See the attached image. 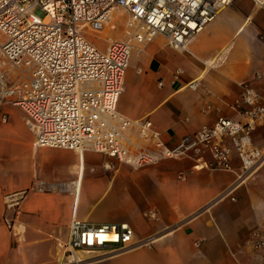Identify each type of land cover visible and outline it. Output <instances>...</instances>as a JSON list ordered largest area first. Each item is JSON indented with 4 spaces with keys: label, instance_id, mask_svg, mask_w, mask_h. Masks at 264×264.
Here are the masks:
<instances>
[{
    "label": "crops",
    "instance_id": "obj_1",
    "mask_svg": "<svg viewBox=\"0 0 264 264\" xmlns=\"http://www.w3.org/2000/svg\"><path fill=\"white\" fill-rule=\"evenodd\" d=\"M244 83L264 99V11L251 0H235L185 51L156 37L134 56L116 108L130 121L148 119L173 148L220 117L236 119L230 106ZM6 112L9 121L0 126V264H264V251L250 246L252 232L264 227V165L232 194L234 201L219 200L236 178L235 159L233 173L207 169V153L134 170L91 151L35 147L21 111ZM253 143L264 150V126ZM6 214L12 230L3 222ZM73 219L127 225L135 242L154 237V243L107 259L63 256L57 246L62 237L67 241Z\"/></svg>",
    "mask_w": 264,
    "mask_h": 264
},
{
    "label": "built area",
    "instance_id": "obj_2",
    "mask_svg": "<svg viewBox=\"0 0 264 264\" xmlns=\"http://www.w3.org/2000/svg\"><path fill=\"white\" fill-rule=\"evenodd\" d=\"M234 1L0 0V126L9 121L6 108H16L35 147L91 151L134 170L165 159L199 160L207 153V169L233 173L235 159L236 178L219 197L234 201L232 194L264 165V150L253 143L257 128L264 126V99L251 85H241L230 106L236 119L220 117L173 148L159 139L148 119L130 121L116 108L134 56L156 37L185 51ZM251 1L264 11V0ZM116 10L127 15L122 37L102 51L84 32H103ZM190 88L195 90L197 83ZM3 222L13 229L8 214ZM153 243L154 237L135 242L127 225L94 226L73 219L64 247L107 259ZM250 246L264 251V227L252 232Z\"/></svg>",
    "mask_w": 264,
    "mask_h": 264
},
{
    "label": "rangeland",
    "instance_id": "obj_3",
    "mask_svg": "<svg viewBox=\"0 0 264 264\" xmlns=\"http://www.w3.org/2000/svg\"><path fill=\"white\" fill-rule=\"evenodd\" d=\"M126 19L127 15L125 13L120 10H116L112 13L110 23L103 32L93 33L87 30L84 32V37L98 47V49L103 51L109 41L121 39ZM65 243L66 237H62L59 242L60 247L57 246V251L63 256L73 254V252L66 251V247H64Z\"/></svg>",
    "mask_w": 264,
    "mask_h": 264
},
{
    "label": "bare ground",
    "instance_id": "obj_4",
    "mask_svg": "<svg viewBox=\"0 0 264 264\" xmlns=\"http://www.w3.org/2000/svg\"><path fill=\"white\" fill-rule=\"evenodd\" d=\"M72 259V258H71ZM72 261V260H71Z\"/></svg>",
    "mask_w": 264,
    "mask_h": 264
}]
</instances>
